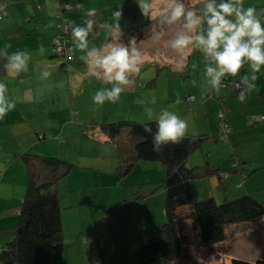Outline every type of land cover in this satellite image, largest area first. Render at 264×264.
Listing matches in <instances>:
<instances>
[{"label":"rangeland","instance_id":"obj_1","mask_svg":"<svg viewBox=\"0 0 264 264\" xmlns=\"http://www.w3.org/2000/svg\"><path fill=\"white\" fill-rule=\"evenodd\" d=\"M98 1H100V3L110 2V0H96L93 1V4L96 5ZM117 1L119 2L118 7L123 11L121 25L127 23V26H129L131 24L135 27V29H139V32L141 33L147 31V29H142L141 27H147L146 24L149 20L140 15L134 0ZM257 1L258 0H244L245 7H253L252 4ZM184 2L186 7L189 9L199 10L202 7L200 0H184ZM136 11L137 14L135 13ZM126 13H135V19H131L129 22L126 18ZM148 23V25L154 24L152 30L148 29L149 35H151L154 29L161 30L159 27L160 25H165V27L169 26L166 33H172L179 27V25L163 24L161 21L158 22V19L150 20ZM129 41L130 39L128 42L123 43L127 45L129 44ZM135 44L143 50L145 56V62L141 71L135 76L138 78L139 82L142 83V87L148 86V89H150V87L152 88L147 90V92L144 89L141 91L138 90L135 94L124 91L121 93V99L119 102L115 104L105 102L106 105L104 104L103 107L98 106V109L100 110L97 111L98 114L96 115V117L99 118L98 121L101 119V124L116 122L119 120L145 122L148 121L147 114L144 111L145 107H151L154 113L158 112L161 108H168L170 111H175L182 118L187 120V134L208 135L205 143L190 154L187 160V166L198 167V169L207 166L211 169L212 173V169H218L220 175L222 171L227 174V177L221 176L220 178L212 176L210 178L203 177L200 179H191L190 186L193 200L199 201L204 199L206 197L207 190H209V196L214 197L217 202L228 201L232 198L239 197L241 194L249 192V194L264 204V173L263 175H256L258 179L254 180L255 185L253 186L258 185V188H252L244 185L242 183L244 181V169L250 170L251 167L255 166L251 164L252 166L250 168H246V165L249 167L248 163L244 164L243 160H237L238 155H244L245 161L248 162L263 163L264 161V151L262 149V146H264V134L259 136V131H264V121L261 123L262 125L257 123L250 125L249 118L257 116H251L253 112H248L250 109L259 108L256 103L259 98V90L262 88H257L255 95L251 93V95H253H250V100L245 99V101L241 103L238 99L239 89L237 90L234 85V79L239 80L240 75L247 73V68L245 67L243 71H240L238 76L235 78L230 75L226 76L224 80L225 86L222 87L220 91L225 94L224 90H227V95L225 96L220 92L215 93L211 91L207 85L203 70L205 61L198 50H193L192 53L189 54L190 59L187 67L183 71H179L177 70V63L179 61L178 54L166 47L163 41L153 42L152 39L149 38L142 42H135ZM85 51L86 49H84V52ZM192 65H196V67L193 68ZM34 80L30 79L28 83H30V81L34 82ZM152 80L153 82H151ZM87 82L90 83V80H84V83ZM89 87L90 84L81 86L80 92H78V90L76 91L75 87L72 91L73 95H75V101H78L80 94H84L86 98H90L93 93V87L90 89ZM99 88L100 85H98V89ZM46 89L47 88H45L44 92L46 93L44 100H42V102L46 105V108L51 104L65 105L69 102L67 92L59 94L58 96H53L47 94L48 91ZM167 92L170 93L169 98L167 96ZM57 97L59 100H57ZM180 102H182L185 106H182V104L180 105ZM43 108L46 109L45 107ZM262 110L264 111V105H261L258 111L261 112ZM10 113L13 114L14 112ZM88 114L90 113L88 112ZM88 114L81 115L83 118L80 120L75 114H72L71 116L69 114V110L64 113V117L56 116L53 111L45 112L41 117V121L43 122L41 126L46 128L45 139L48 141L46 147L47 152L29 151L28 154L58 157L56 155L57 153L51 152L55 151L57 148L59 151H62L64 155L69 152V157L75 161L76 158H74V156L78 154V151L81 148L84 149L88 144H92L91 146H93L97 141L93 135L96 125L92 121L95 120L91 115L88 116ZM64 118L70 123L67 125V130L70 131H68V134L66 131L64 134H58V132H55L54 126L46 123L50 120L52 124L57 125L60 128L63 124ZM96 123H98V126L99 122ZM233 125H236L237 128L241 125L246 130L251 131V133L242 132V134H240L241 137L245 139L243 144H238L236 141L234 143V139L230 137L229 132L233 130ZM34 127H37L38 130H40V133L44 132L42 127ZM22 128L27 132L32 131L29 126H23ZM251 128L254 129V132ZM0 129L3 131L6 130V133H3L5 146L11 145L10 143L12 142H19V139H15V135L18 133L16 127H0ZM1 133L2 132H0V134ZM225 133H227L226 137ZM6 140H10L11 142H7ZM221 142L224 143L221 144ZM58 145L61 146L59 147ZM232 148L236 150V153L232 154ZM14 155L15 154L12 152L10 159L14 161L17 160V164H23L21 156L16 154L17 156L15 157ZM14 157L16 159H14ZM144 162L152 164V167H150L152 169L151 174L146 173L147 176H145V174L141 171L142 168L140 167L141 170L137 169L135 172L131 171L124 178H120L119 176L121 181L119 188L121 190L125 188V194H121L119 199L116 198V200L113 201H120L123 199L122 203H124V205H120V207L122 209H127L128 220L130 221L131 231L134 236L141 234L145 237H153L158 234V231L164 221L165 191L162 182L165 178L166 172L165 167L157 161ZM24 168L22 173L19 172V177L21 174V177H24L26 180ZM260 170H257L256 172ZM16 175H18V173ZM144 177L151 179L154 186L151 190V194H147L148 196H146L147 201H143L144 199L140 201L139 197L142 196L144 188L140 185L136 186V184ZM107 179L108 178H105L100 182V187L104 188H101L100 190L98 189L99 197L97 204L102 208V212H100V209H95L94 206L89 207L84 205L75 206V208H72L73 211L70 209L62 210L64 252L61 259L68 260V250H70L71 244L73 243L71 242L72 235L79 228L77 226V220L80 217L86 220L84 225L86 226L89 222H93L92 219H94V221L96 220L97 217L95 212H100L101 215L107 212L108 202L111 201L107 198L108 195L114 199V196H116L117 193L116 190H113L114 188L112 182ZM213 182H215V184H213ZM108 188L110 192L107 191ZM248 188H250V190ZM107 192L109 194H106ZM125 203L128 204L127 208L124 207ZM112 206L113 208H116V202L111 204V208ZM179 212L181 216H183L181 223H183L182 233L184 234V248L181 256L174 260L172 264H228L231 257H236L246 261H255L256 259L263 257L264 230L260 227V225L251 222H241L236 225H230L228 227L229 239L223 243L202 246L198 243L196 236L189 228V220L187 217L188 211L185 208H182ZM118 226V229L123 227L121 224ZM103 230H105V228H103ZM14 231L15 229H13L12 232L13 236L6 241L13 239ZM97 235L99 236L97 233L94 234V236ZM111 236L114 235H109V240L111 239ZM108 239H106V241H108ZM110 241L114 243L115 239ZM106 250L107 252H111V250H108L105 246L103 256H107L105 255ZM114 252L115 253L113 255L117 258L116 260L120 261L119 263H129L134 257L131 241H127L125 243L123 250H115ZM105 261L107 263L106 259ZM75 262L72 261V264H84L85 260H82V262H80V260Z\"/></svg>","mask_w":264,"mask_h":264},{"label":"crops","instance_id":"obj_2","mask_svg":"<svg viewBox=\"0 0 264 264\" xmlns=\"http://www.w3.org/2000/svg\"><path fill=\"white\" fill-rule=\"evenodd\" d=\"M93 1L96 0H7L6 16L0 18V50L9 54L18 50H26L31 54L28 70L15 76L9 74V70L6 67L7 59L0 57V81L7 84L9 98L16 102L15 109L11 111L15 114L9 112L0 120V127H16L18 133L15 135V139H19V142H12L14 144L10 143L11 145L5 146L3 133H6V130L3 131L0 129V132H2L0 134V248L5 247V244L8 242L6 240H9L13 236L12 232L13 229H15L17 215L26 187V180L24 177H21V174L19 177V172L22 173L25 167L23 166L24 163L17 164V160H11L10 155L12 152L15 154V157L17 156L16 154L22 152H47L46 147L48 141L45 139L46 128L41 126V124H43L41 117L45 112L53 111L56 116L64 117V113L69 110L71 116L75 114L80 120L83 118L81 115L88 114L89 112L90 114H88V116L91 115L93 117L95 121L92 122L96 125V129L93 131V135L97 139L96 144L93 146H91L92 144H88L84 149L81 148L78 154H76L77 157L74 156V158H76L75 161L69 157V152L64 155V153L57 148L55 151H51L57 153L56 155L58 157L73 162L75 166L65 178L58 182V195L62 210L70 209L73 211L72 208H75V206L84 205L89 207L94 206L95 209H100V212H102V208L97 204L99 197L98 189L104 188L100 187V182L105 178H108L107 180L112 182L113 190L117 191L114 199L108 195L107 198L111 201L108 202V210L106 213L101 215L100 212H95L97 217L95 221L92 219L93 222L91 221L84 226L86 220L81 217L77 220V226L79 228L72 235L71 242L73 243L71 244L70 250H68V260L60 259L59 264H72V261L75 262L78 260H80V262L85 260L84 264L119 263L120 261L116 260L117 258L113 255L115 253L114 251L123 250L125 243L131 241L134 236L131 231L130 221L128 220L127 209L123 212L119 210L118 205L116 208H113V206L111 208L113 202H118L113 200H116V198L119 199L121 194H125V188L122 190L119 188L121 181L115 174V164L117 162L115 159L114 145L106 140L104 133L101 132L100 128L97 126L98 123H96L99 122V124H101V119L98 121L99 118L96 117L98 114L97 111H100L98 109L100 105H95L92 101V97L98 89V85L101 87L100 81L94 77L88 76L87 65L85 61L81 59V57L86 56L87 49L84 52V50L77 47L71 31L72 27L75 25L83 26V22L86 19H95L97 22L94 24L93 31L89 33L87 38L89 48H99L113 42L111 36L107 34L106 29L102 27V25H104L105 22L111 23V14L113 10L118 8L119 2L117 0H110V2L105 3H100V1H98V3L94 5ZM156 2L159 3V0H156ZM61 4L70 6V10H66L64 16L70 25L68 36L72 43L74 54V59L66 66V70L58 68L59 60L54 59L55 57L52 50L53 37L59 30V19L56 17L54 10ZM78 5H83V7H78ZM89 8L96 9L95 17L85 16V11ZM135 13L137 14V11ZM135 13H126V18L129 22L131 19H135ZM159 21L158 19V22ZM148 22L146 24L147 27H141L142 29H147L144 33L139 32L140 30L135 29L131 24L129 26H127V23L121 25L123 35L121 36L120 42H128L131 38H134L135 42H142L151 38V35L148 34V29L152 30L154 24L148 25ZM159 27L161 30L167 32L169 26L165 27V25H160ZM41 45L44 48L43 52L40 51ZM45 69L51 72V75L46 79L41 76V72ZM243 69L244 68L240 71H243ZM30 79L35 80L34 82L30 81V83H28ZM88 79L90 83H84V80ZM132 81L133 83L125 86L124 91L135 94L138 90L141 91L144 89L147 92V90L152 88L150 87V89H148V86L142 87V83L139 82L135 75L132 77ZM85 84H90L89 89L93 87L92 96L86 98L84 94H80L78 99L79 102L75 101V95H73L72 92L73 89L76 87V91L78 90V92H80V87ZM256 85V89L251 92L254 95L256 94L257 88H262L264 86V72L258 74ZM45 88H47V94L53 96H58L59 94L67 92L69 102L65 105L51 104L46 108V105L42 102L46 94L44 93ZM224 92L225 94L222 92L220 93L226 96L227 90H224ZM251 93L246 95V100H250L253 95H251ZM169 95L170 93L167 92L168 98ZM57 100H59L58 97ZM181 104L182 102H180V105ZM256 104L259 108L250 109L248 112H253L252 115H264L263 110L261 112L258 111L261 105H264L259 104V98ZM182 106L185 105L182 104ZM46 123L54 126L55 132H58V134H64L65 131L67 134L70 132L67 130V125L70 123L65 118L60 128L52 124L50 120ZM47 124L46 126L48 127ZM257 124L262 125L261 123ZM23 126L31 127L32 131H25V129L22 128ZM34 126L42 127L44 132L40 133V130ZM251 130L254 132L253 128H251ZM242 132L251 133L250 130H246L241 125L238 128L236 125H233V130L229 132V135L234 139V143L235 141L238 142V144H243L245 142V139L240 135ZM226 134L227 133H225V137ZM263 134L264 131H259V136ZM58 140L61 141L60 139ZM6 141L11 142L10 140ZM223 143L224 142H221V144ZM58 146L60 147L61 145ZM262 149L264 151V146H262ZM233 153H236L234 148H232V154ZM15 157L14 159H16ZM238 159L243 160L244 164H249V167L247 165L245 166L246 168H250L252 166L251 164L255 166L251 167L250 170L244 169V181L242 183L252 188H258V185L253 186L255 185L254 180L258 179L256 176L257 174L263 175L264 161L263 163L248 162L245 161L244 155H238L237 160ZM151 165L152 164H147L144 161H139L131 171L135 172L137 169L141 170L142 168L141 171L147 176L146 173L151 174ZM257 170L260 171L256 172ZM17 173L18 175H16ZM212 176L220 178L221 176L227 177V174L222 171L221 175L219 173V175L214 174L210 177ZM213 184H215V182H213ZM137 185L144 188V192L142 196L139 197V200L142 201V199H144L143 201H147L146 196L152 192L151 190L154 186L153 181L144 177L136 186ZM248 189L250 190V188ZM107 191L110 192L109 188ZM108 192L106 194H109ZM208 192L209 190L206 191V197L209 196ZM118 215L122 216L116 221L115 219ZM119 220L123 221L119 222ZM119 224L123 227L118 229ZM103 228H105V230H103ZM95 233L99 234V236H94ZM109 235H114L111 236L110 239H115L114 243L108 239ZM106 239H108V241H106ZM105 246L108 250H111V252H107L106 250L105 255L107 256H103Z\"/></svg>","mask_w":264,"mask_h":264},{"label":"trees","instance_id":"obj_3","mask_svg":"<svg viewBox=\"0 0 264 264\" xmlns=\"http://www.w3.org/2000/svg\"><path fill=\"white\" fill-rule=\"evenodd\" d=\"M252 5L264 14V0ZM59 24L60 20L55 36L60 32ZM69 44L72 45L70 39ZM52 50L59 60L58 68L66 70L74 59L73 46L70 55L57 53L52 40ZM235 81L238 82V79ZM259 104H264V86L259 90ZM256 116L249 118L250 125L264 121V115ZM145 123L152 124L155 131L154 121L119 120L98 125L106 140L114 145L117 162L115 174L118 177L124 178L139 161H157L165 167L166 172L162 182L165 191L164 221L158 234L153 237L141 234L133 236L134 257L130 262L109 264H172L181 256L184 248L183 216L179 212L182 208L188 211L189 228L202 246L223 243L229 239L228 227L237 223H255L264 230V204L249 193L223 202H217L211 196L193 200L191 179L219 175L218 169H212V173L207 166L201 169L187 166L190 154L205 143L208 135L186 134L180 144H169L156 153L152 151L151 137L143 130ZM19 154L25 166L26 187L14 237L0 248V264H59L64 252V238L57 186L75 166L59 157L26 152ZM122 202L123 199L116 205L124 212L126 209L120 207L124 205ZM127 206L125 203L124 207ZM121 216L118 215L115 220ZM228 264H264V255L255 261L231 257Z\"/></svg>","mask_w":264,"mask_h":264},{"label":"clouds","instance_id":"obj_4","mask_svg":"<svg viewBox=\"0 0 264 264\" xmlns=\"http://www.w3.org/2000/svg\"><path fill=\"white\" fill-rule=\"evenodd\" d=\"M200 2L202 7L194 10L187 8L184 0H159V3L156 0H134L142 17L148 20L158 18L166 25H179L172 33L154 29L151 39L153 42L163 41L166 47L178 54L179 71L187 67L189 54L198 50L205 61L204 76L211 91L219 93L225 86L226 76L235 78L246 67L247 73L240 75L238 82L234 80L235 87L239 89L238 99L243 103L246 95L256 89L258 74L264 72V14L255 7H245L244 0ZM95 15V8L85 11L86 17ZM122 16L123 11L118 7L111 14V23L102 25L113 42L99 48L88 46L87 38L96 23L94 19H86L83 26L75 25L71 29L77 47L87 49L86 56L81 59L87 65L88 76L101 84L92 97L95 105L119 102L125 86L133 83L132 77L141 71L145 62L144 52L136 46L134 38L127 45L120 42ZM40 51H44L42 45ZM0 57L7 59L9 74L15 76L28 70L31 54L26 50L10 54L0 50ZM50 75L47 69L41 72L42 78ZM15 107L16 102L9 98L7 84L0 81V120ZM144 111L147 120L154 121L155 131L152 124L143 125L144 132L151 137L153 152L159 153L165 146L183 141L188 122L177 112L161 108L154 113L151 107H145Z\"/></svg>","mask_w":264,"mask_h":264},{"label":"built area","instance_id":"obj_5","mask_svg":"<svg viewBox=\"0 0 264 264\" xmlns=\"http://www.w3.org/2000/svg\"><path fill=\"white\" fill-rule=\"evenodd\" d=\"M7 0L0 1V18L6 15ZM70 9L69 5H59L55 9V15L60 20V32L53 39V49L57 53L70 55L72 53V45L69 44L68 32L70 29L69 24L64 16V12Z\"/></svg>","mask_w":264,"mask_h":264}]
</instances>
